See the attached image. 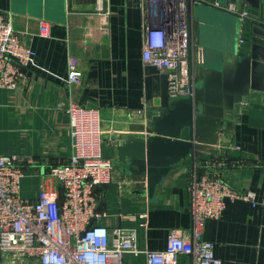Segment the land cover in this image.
Wrapping results in <instances>:
<instances>
[{
	"label": "crops",
	"instance_id": "0c3cea01",
	"mask_svg": "<svg viewBox=\"0 0 264 264\" xmlns=\"http://www.w3.org/2000/svg\"><path fill=\"white\" fill-rule=\"evenodd\" d=\"M99 1L105 2L106 17L96 11ZM214 3L200 0L189 14L193 43L202 52L197 83L204 66L239 44V26L236 31L233 17ZM0 12L10 18L22 43L37 54L17 89H0V154L21 160L24 198L36 201L42 187L62 196L50 173L71 160L69 110L81 106L98 111L102 155L113 163L112 181L98 188L104 213L98 223L111 231L137 230V248L142 252L125 253L123 264H146L144 252L164 251L172 233L189 238L194 160L177 166L153 199L145 179L123 173L114 162L121 135L145 132L160 109L155 102L164 73L143 61L147 23L142 0H0ZM42 22L49 24L50 35L40 34ZM72 58L81 74L73 84L69 82ZM202 159L231 189L255 194L254 201L226 199L222 216L206 221L203 238L214 243L223 264H264L262 99L236 115L217 146ZM178 264H192V257L180 254Z\"/></svg>",
	"mask_w": 264,
	"mask_h": 264
},
{
	"label": "built area",
	"instance_id": "2783aa9c",
	"mask_svg": "<svg viewBox=\"0 0 264 264\" xmlns=\"http://www.w3.org/2000/svg\"><path fill=\"white\" fill-rule=\"evenodd\" d=\"M198 2L142 0L147 23L143 61L167 74L171 102L193 96L197 85L202 52L193 43L189 14ZM104 3L99 1L96 8L102 17L108 15ZM214 5L237 12L233 4ZM241 15L247 18L248 12ZM40 34L50 35L47 22L41 23ZM239 44H244L243 37ZM36 55L22 43L10 18L0 12V89H17L25 80L24 69ZM77 66L78 61L70 59L72 84L81 80ZM69 114L73 154L68 164L54 167L50 173L60 184L62 196L58 190L42 187L36 201L24 199L21 160L0 154V264H16L22 259L27 264H123L125 253L142 252L137 248L135 228L111 231L98 223L104 215L98 188L108 185L113 173L112 161L102 155L98 111L73 106ZM208 165L194 162L190 172L191 236L172 233L164 251L144 252L146 264H178L180 254L190 255L192 264H223L214 243L203 238L206 221L222 216L226 199L254 201L255 194L231 189Z\"/></svg>",
	"mask_w": 264,
	"mask_h": 264
},
{
	"label": "water",
	"instance_id": "95a60500",
	"mask_svg": "<svg viewBox=\"0 0 264 264\" xmlns=\"http://www.w3.org/2000/svg\"><path fill=\"white\" fill-rule=\"evenodd\" d=\"M213 1L235 5L237 12L219 8L233 17L244 44L230 47L204 66L188 98L171 102L164 74L155 102L159 113L152 115L145 132L123 133L116 148V165L125 174L145 179L152 199L181 163L192 159L203 164L202 156L217 146L236 115L261 99L264 104V0ZM243 11L248 12L247 18L242 17Z\"/></svg>",
	"mask_w": 264,
	"mask_h": 264
},
{
	"label": "rangeland",
	"instance_id": "374dc122",
	"mask_svg": "<svg viewBox=\"0 0 264 264\" xmlns=\"http://www.w3.org/2000/svg\"><path fill=\"white\" fill-rule=\"evenodd\" d=\"M22 197L24 198V196L22 195ZM25 199V198H24Z\"/></svg>",
	"mask_w": 264,
	"mask_h": 264
}]
</instances>
